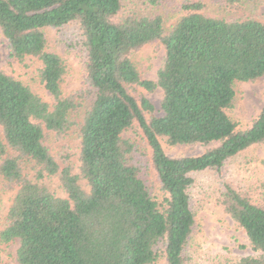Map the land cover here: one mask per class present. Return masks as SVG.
I'll return each mask as SVG.
<instances>
[{
    "label": "trees",
    "instance_id": "trees-1",
    "mask_svg": "<svg viewBox=\"0 0 264 264\" xmlns=\"http://www.w3.org/2000/svg\"><path fill=\"white\" fill-rule=\"evenodd\" d=\"M205 1L183 0L166 32L151 10L168 0H0L9 56L40 61L50 98L0 71V189L14 192L0 245L17 241L19 264H185L194 204L208 196L255 253L231 264H264V181L239 186L224 176L230 158L264 145V102L244 129L227 113L235 82L264 75V20L207 16ZM242 1L225 0L230 7ZM46 29L81 63L79 90L63 94L66 64L47 50ZM154 41L165 48L155 81L142 79L131 59ZM133 85L162 90L159 115L130 92ZM80 108L74 167L64 141ZM133 124L147 159L122 136ZM160 138L172 146L218 144L170 156ZM148 166L164 193L160 201L142 177ZM206 178L207 188L200 185Z\"/></svg>",
    "mask_w": 264,
    "mask_h": 264
},
{
    "label": "rangeland",
    "instance_id": "rangeland-1",
    "mask_svg": "<svg viewBox=\"0 0 264 264\" xmlns=\"http://www.w3.org/2000/svg\"><path fill=\"white\" fill-rule=\"evenodd\" d=\"M182 1L168 0L167 3L152 8V13L162 16L163 27L166 32L178 20L181 14L179 7ZM205 2L206 7L203 14L207 16L218 17L227 21L264 20V0H243L238 4V7H230L225 0H206ZM45 33L47 50L58 54L66 64V73L61 81L63 94L79 90L84 83L81 63L71 50L64 46L59 35L52 29H46ZM164 57V46L160 42L154 41L135 52L131 59L142 79L155 81ZM39 67L40 61L34 57L27 56L21 61L12 59L9 56L7 40L0 31V71L22 81L32 91L39 94L42 99L50 101L48 93L38 77ZM129 89L136 98L146 97L153 104L154 115L161 113L162 90L160 88L148 91L139 85H133ZM234 91V102L227 113L236 123L237 129H244L256 117L263 105L264 75L254 80L235 82ZM84 110V108H80L71 114L74 125L64 141V150L68 152L74 167H77L78 127ZM146 117H149V114L146 113ZM122 136L134 142L146 154V159L149 157V148L136 124L126 129ZM160 141L165 153L170 156L199 155L207 148L218 144V142H214L209 145L177 144L172 146L166 143L165 138H160ZM263 161L264 145L251 146L228 160L224 171L225 179L239 186L256 180L264 181ZM142 177L151 196L157 201L162 200L164 193L150 166L144 170ZM209 181L206 178L200 185L207 188ZM212 184L214 185L213 182ZM51 185L55 188L54 182ZM205 192L203 193L204 196L206 195ZM13 195L14 192L3 193L0 189V227ZM193 211L195 223L185 250L187 256L185 264H231L241 257L255 255L248 244L244 230L221 207L215 205L210 196L205 200L196 202ZM17 247V241L0 245V264H19L16 260ZM156 264H165V261L160 259Z\"/></svg>",
    "mask_w": 264,
    "mask_h": 264
}]
</instances>
